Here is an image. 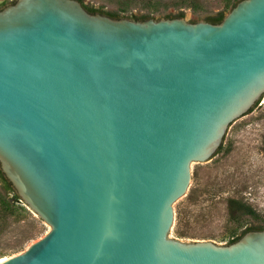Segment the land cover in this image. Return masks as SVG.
<instances>
[{
  "label": "water",
  "instance_id": "95a60500",
  "mask_svg": "<svg viewBox=\"0 0 264 264\" xmlns=\"http://www.w3.org/2000/svg\"><path fill=\"white\" fill-rule=\"evenodd\" d=\"M13 1L0 8V167L50 228L0 264H264V229L228 245L168 238L190 163L264 95V0L216 24Z\"/></svg>",
  "mask_w": 264,
  "mask_h": 264
},
{
  "label": "rangeland",
  "instance_id": "374dc122",
  "mask_svg": "<svg viewBox=\"0 0 264 264\" xmlns=\"http://www.w3.org/2000/svg\"><path fill=\"white\" fill-rule=\"evenodd\" d=\"M11 1L0 0V5ZM173 1L82 0V3L101 11L117 10L121 17L134 19L146 11L171 6ZM232 1L200 0L196 12L189 8L179 12L183 11L186 20L205 21L207 15L218 11L226 16L232 9ZM177 11L167 9L171 14ZM150 18L158 20L165 16L152 14ZM221 147L208 161L190 163L187 190L172 204L173 223L168 238L228 245L230 238L240 235L247 227H264V95L251 111L230 124ZM230 199L237 201L231 208ZM26 209L29 213L17 211L6 218H2L0 210V260L23 252L49 231L47 223ZM29 233L34 238L16 246L22 235Z\"/></svg>",
  "mask_w": 264,
  "mask_h": 264
},
{
  "label": "trees",
  "instance_id": "16d2710c",
  "mask_svg": "<svg viewBox=\"0 0 264 264\" xmlns=\"http://www.w3.org/2000/svg\"><path fill=\"white\" fill-rule=\"evenodd\" d=\"M79 1L82 3V0H79ZM238 1H240V0H233L232 3H231V7L230 8H233ZM199 2H200V0H174L173 3L171 4V6H165L163 8L159 7V8H156L154 10H151V11H146V12L140 14L139 16L134 17V19H136V20H145V19L150 18V16L152 14H163L165 16V18L182 17L183 11L179 12V10H181L183 8H189V9H191V11L196 12L195 8H196V6H197V4ZM82 5L85 7V9L87 11H89L91 13L99 12V13L108 15V16L113 17V18H120L121 17L118 14L119 12L117 10H115V11H101L98 8H94V7L85 5L83 3H82ZM4 6H5V4H1L0 8H2ZM169 7L170 8H175L176 10H178L177 13H174V14L168 13L167 9H169ZM224 16L225 15L223 14L222 11H218V12H215L213 14L207 15L205 17V21H208V22L216 24V23L221 22L222 19L224 18ZM257 103H258V101L254 104V106ZM252 108L249 111H251ZM221 148L222 147H221V144H220V146L217 148V150L215 152H218ZM22 203L23 202L20 200V197L17 194V192H16L15 188L13 187L12 183L5 176L4 172L2 171V169L0 167V210L2 212V218H6L8 215H10V214H12L14 212H17V211H27L26 206L24 204L22 205ZM236 204H237L236 200L230 199V201H229V207L230 208L232 206L236 205ZM239 207L243 208V206H241V205H239ZM232 209H234V207ZM239 211H241V210H239ZM255 229H264V227H262V226H250V227H247L246 229H244L242 231V233L240 235H238V236H236L234 238H230L228 240V243L230 244V243L235 242L246 231L255 230ZM176 232L179 235H182V232H180L179 230H176ZM34 236L35 235L33 233L22 235V237L18 241L19 242L18 245H16V246H19L20 244H22V243L34 238Z\"/></svg>",
  "mask_w": 264,
  "mask_h": 264
},
{
  "label": "bare ground",
  "instance_id": "6f19581e",
  "mask_svg": "<svg viewBox=\"0 0 264 264\" xmlns=\"http://www.w3.org/2000/svg\"><path fill=\"white\" fill-rule=\"evenodd\" d=\"M3 259H5V258H1V260H3Z\"/></svg>",
  "mask_w": 264,
  "mask_h": 264
}]
</instances>
